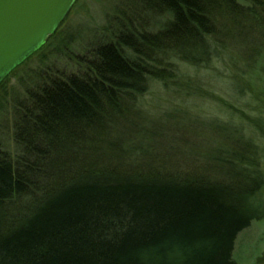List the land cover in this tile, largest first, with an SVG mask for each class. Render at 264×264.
Masks as SVG:
<instances>
[{"label":"trees","instance_id":"obj_1","mask_svg":"<svg viewBox=\"0 0 264 264\" xmlns=\"http://www.w3.org/2000/svg\"><path fill=\"white\" fill-rule=\"evenodd\" d=\"M136 1V17L106 16L83 57L61 34L54 50L73 73L48 75L51 52L33 72L39 84L7 108L0 98L11 122L0 264H236L237 235L264 219V0ZM198 71L220 75L218 92L237 107L199 87ZM152 87L214 99L236 117L185 121L175 110L152 121L140 109Z\"/></svg>","mask_w":264,"mask_h":264},{"label":"rangeland","instance_id":"obj_2","mask_svg":"<svg viewBox=\"0 0 264 264\" xmlns=\"http://www.w3.org/2000/svg\"><path fill=\"white\" fill-rule=\"evenodd\" d=\"M139 6L136 0H77L73 7L71 8L65 22L62 24L58 30V35L56 39L47 41L44 48L37 52L32 58L24 62L14 72L5 80L0 88V98L5 96L7 101L5 108L9 107L12 99L16 97L21 99L23 97L26 88L32 87L34 84H39L40 80L34 78V71H43L50 62H54L53 65H49L48 70L52 74L51 70H56L57 72L64 74H71L74 72V63L69 59V56L64 54L60 48L59 50H54L57 46L58 40L61 38V34L66 31L65 34H71L75 37L73 42V47H71L72 56L83 57L85 50L87 51L91 47L100 43L103 39L102 34L98 31L100 27L105 24L106 16L115 12V9L119 8V12H125L127 17H136V7ZM143 20L150 17L145 15ZM55 52L57 58L52 60L49 57V53ZM59 54V55H58ZM52 60V61H50ZM216 67L215 72H221L226 76L227 71L221 66V64L214 65ZM49 73V72H47ZM195 80L201 81L199 87L202 86L203 90L209 91L215 89L216 92L213 93L218 103L226 102L230 105L232 104L237 107L236 102L239 103L240 100L236 95L227 92L223 89L222 93L218 92L223 83L220 75H216L214 72L198 71L197 73H191L190 77H194ZM31 81V82H30ZM198 81V82H199ZM195 85L196 82L192 81ZM151 90L147 92L140 100V109L144 111L150 120H155V122L165 123L170 117V113L175 110H180L182 113L188 115L183 119L190 120V116H195L202 121H207L210 118L216 119L218 122H232L234 118H230L229 115L234 114L233 109L229 107H224L222 104H217L214 99L208 100L204 97H194L192 95H186L185 91L179 93L163 92L157 87L150 88ZM218 92V93H217ZM228 93V94H226ZM7 110V109H6ZM231 110V111H230ZM232 113V114H229ZM176 116H182L179 112ZM8 113L5 111L0 114V141L6 147H10L11 142L8 138L11 132V122L9 120ZM233 117H236L232 115ZM169 122V121H168ZM187 123V122H184ZM192 125V123L190 124ZM189 127V125H187ZM209 140V137H207ZM185 143L178 144V149L185 151ZM179 155V154H178ZM171 158L175 154H165ZM264 199V193L262 195ZM233 259L236 264H264V219L260 221H253L250 223L248 228L244 229L237 235L235 243Z\"/></svg>","mask_w":264,"mask_h":264},{"label":"water","instance_id":"obj_3","mask_svg":"<svg viewBox=\"0 0 264 264\" xmlns=\"http://www.w3.org/2000/svg\"><path fill=\"white\" fill-rule=\"evenodd\" d=\"M75 0H0V83L36 52Z\"/></svg>","mask_w":264,"mask_h":264},{"label":"bare ground","instance_id":"obj_4","mask_svg":"<svg viewBox=\"0 0 264 264\" xmlns=\"http://www.w3.org/2000/svg\"><path fill=\"white\" fill-rule=\"evenodd\" d=\"M76 1H77V0H75V2H76ZM75 2H74V3H75ZM74 3H73V5H74ZM73 5L71 6V8L73 7ZM71 8L68 9V10H69V11L72 10ZM69 11H68V12H69ZM22 64H23V63H21L20 65H22ZM20 65H18L16 68H18ZM16 68H15V69H16ZM15 69H13L12 71H10L6 77H8L10 74H12V73L14 72ZM6 77H5L4 79H6ZM252 222H253V221H252ZM247 228H248V227H247ZM242 231H243V230H242ZM242 231H241V232H242ZM235 263H236V262H235Z\"/></svg>","mask_w":264,"mask_h":264}]
</instances>
